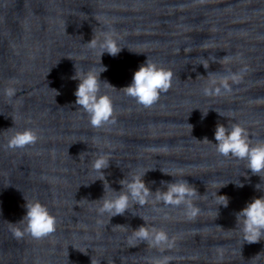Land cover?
<instances>
[{
  "label": "water",
  "instance_id": "obj_1",
  "mask_svg": "<svg viewBox=\"0 0 264 264\" xmlns=\"http://www.w3.org/2000/svg\"><path fill=\"white\" fill-rule=\"evenodd\" d=\"M108 29L125 46L101 57L107 70L100 78L114 86L102 84L115 122L93 128L77 109L79 80L71 77L75 65H99V50L87 43ZM148 57L174 75L172 87L144 107L122 88ZM229 73L241 77L229 81L231 91L204 95L210 79ZM7 87L17 89L11 100ZM232 123L253 143L264 140V0H0V264H156L162 257L168 264H264V238L242 244L236 217L264 195L255 187L264 178L214 144L216 126ZM11 127L35 128L40 139L8 149ZM98 152L109 154L103 171L113 189L148 169L143 179L153 192L185 178L201 194L193 201L201 212L190 219L183 206L150 202L132 209L138 214L100 216L104 181L91 168ZM238 178L243 187L229 182ZM216 193L229 198L227 207ZM25 198L49 206L55 233L14 235ZM142 216L149 228L167 231L173 246L130 242Z\"/></svg>",
  "mask_w": 264,
  "mask_h": 264
},
{
  "label": "clouds",
  "instance_id": "obj_2",
  "mask_svg": "<svg viewBox=\"0 0 264 264\" xmlns=\"http://www.w3.org/2000/svg\"><path fill=\"white\" fill-rule=\"evenodd\" d=\"M87 44L90 48L99 50L100 63L87 71L82 67L78 69L75 65L76 71L71 77V79L79 80L74 93L76 96L75 104L79 106L77 109L88 116L89 123L93 128H102L106 124L115 122V107L113 98L102 91V84L114 86L107 80H101L100 78V74L107 70V66L101 63V57L105 52L115 57L125 46L121 44L120 39L111 29L101 31L97 38L92 39ZM173 75V71L170 68H166L148 57L146 62L142 63L134 72L132 82L122 89H124L125 95L134 98L137 104L150 107L160 98L161 93L167 92L172 87ZM240 78V75L231 73L214 76V78L209 80L208 85L204 87V95L212 96L229 92L231 91L229 81H239ZM16 92L17 89L15 87H7L4 90L9 100L16 95ZM208 110L202 111V118L207 116ZM220 114L223 115L221 112ZM214 136L216 151L220 155L232 157L237 161H244L245 169H250L251 174L264 178V140L253 143L249 138L248 130L239 123L227 124V126L218 124ZM39 139L40 134L35 128H13L5 147L12 150L25 149L34 146ZM109 164V154L99 152L91 163L92 170L98 174L97 179L104 181V195L96 200L100 202L97 209L100 216L106 214L111 218L116 215H122L128 210L134 209L136 205L143 207L150 202L162 203L169 207L183 206L186 216L190 219L195 218L201 212L199 206L193 203L201 194L187 179H174L171 182H162L166 184V189L153 192L143 179L147 171L150 170L148 169L131 174L128 179H122L120 181L122 187L117 191L105 179L103 170L107 169ZM177 171L181 174L183 172L182 169ZM163 172L174 177L173 173ZM248 175L247 172L243 174L246 177ZM229 182H234L237 187L244 186L243 181L239 178ZM229 182L222 186L227 185ZM255 187L261 190L264 185L258 183ZM216 196L221 197L218 201V206H228L229 198L226 195H218L216 193ZM26 201V214L18 222L23 226L14 228V235L17 238L28 235L32 238L40 239L55 233L58 218L52 213L49 206L38 198L26 199ZM133 213L138 214L134 211ZM236 217L237 225L242 233V244L244 242H259L264 238V195L254 197L245 207L236 212ZM143 219L145 223L133 229L130 242H146L156 248H170L173 246L167 231L163 229L157 230L155 227L149 228L146 223L147 218L143 217ZM156 264H168V257L158 259Z\"/></svg>",
  "mask_w": 264,
  "mask_h": 264
}]
</instances>
